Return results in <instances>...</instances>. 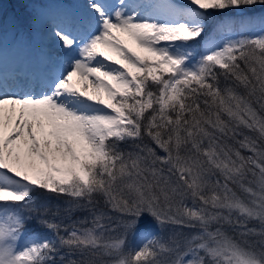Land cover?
<instances>
[{
    "label": "snow or ice",
    "instance_id": "1",
    "mask_svg": "<svg viewBox=\"0 0 264 264\" xmlns=\"http://www.w3.org/2000/svg\"><path fill=\"white\" fill-rule=\"evenodd\" d=\"M218 13L239 28L206 33ZM33 19L60 55L18 91L0 75V264H264V0H76ZM41 195L88 215L58 222Z\"/></svg>",
    "mask_w": 264,
    "mask_h": 264
},
{
    "label": "rangeland",
    "instance_id": "2",
    "mask_svg": "<svg viewBox=\"0 0 264 264\" xmlns=\"http://www.w3.org/2000/svg\"><path fill=\"white\" fill-rule=\"evenodd\" d=\"M62 2H64L65 4L64 3L62 4ZM75 2L76 0H70V2H67L66 0L65 1L63 0H0V34H2L0 47H2L1 45H4L5 42L19 35L22 37H25L26 35H28V38H32L33 37L32 34L35 33L34 31H36L39 24L44 22V21L37 22L36 20L33 19L35 13L41 9L42 5H47L48 7H55L58 5L69 6V5L74 4ZM227 15L228 14L224 16L219 13L215 14V18H214L215 21L213 19L209 22L208 27L206 29V33H213L216 25L225 24V23H232L237 28H239V25L241 22L240 17L237 20H232V18H228ZM31 28L33 31L31 30ZM196 50L201 51L202 48L198 47ZM53 52H47V56H49V58H52L51 55ZM49 60L51 62V65L56 61V59L54 60V58L52 60L51 59ZM49 196L50 195H47L46 197H49ZM65 199H67V197H65ZM110 213H111L110 216L112 217V220L110 221V225L112 229H115V231L111 232L110 234L119 235L121 231V229L118 227L119 214L112 213V212ZM151 229L153 231H158V229L155 227L154 222H152ZM142 230H143V226L140 230H138V235L135 238L131 235L129 236L130 244L139 242V233ZM171 230H172L171 228L166 229L162 233V235L166 237ZM38 233H41V232H38Z\"/></svg>",
    "mask_w": 264,
    "mask_h": 264
},
{
    "label": "bare ground",
    "instance_id": "3",
    "mask_svg": "<svg viewBox=\"0 0 264 264\" xmlns=\"http://www.w3.org/2000/svg\"><path fill=\"white\" fill-rule=\"evenodd\" d=\"M172 3L178 5V6H183L185 4V0H171ZM228 18L236 19L238 16L235 14H228ZM215 21V19H214ZM39 29V30H38ZM38 30V31H37ZM37 31V32H36ZM34 35H33V47L34 49L30 52L29 54V59L33 60L36 57L38 58V64L31 67V71L29 72L28 70V75L25 76L23 75V79L19 80L17 77H13L12 73L10 72L13 69H16L17 66L14 65L11 69H9L8 73H5L4 75L6 76V83L8 85V90L9 91H18L19 87L23 86L27 82L31 81L34 79L38 74L48 70L52 65L47 58V52L54 51V60L58 59L59 53L57 51V46L55 42L52 40V38L49 36L48 33V27L45 22H42L39 24L38 28L36 29ZM43 33V35H42ZM31 48V47H30ZM78 87L81 86L77 85ZM85 90H87L85 88Z\"/></svg>",
    "mask_w": 264,
    "mask_h": 264
},
{
    "label": "trees",
    "instance_id": "4",
    "mask_svg": "<svg viewBox=\"0 0 264 264\" xmlns=\"http://www.w3.org/2000/svg\"><path fill=\"white\" fill-rule=\"evenodd\" d=\"M127 147V146H124ZM38 207H44L46 206L49 209V218H52L51 213L55 212V210H59V214L57 216L58 222H63L65 224H71V223H78L79 221L83 220L88 214L82 211H78L75 209H72L71 211H68L70 206V198L63 196H55L50 195L49 197H46L44 195H41L37 198V204ZM111 213H109L110 215ZM35 215V214H33ZM83 217V218H82ZM90 220V217H89ZM84 226H91L90 223ZM29 228L38 232L47 233V230L44 229L41 225H39L35 220L30 222ZM50 235V234H49Z\"/></svg>",
    "mask_w": 264,
    "mask_h": 264
}]
</instances>
